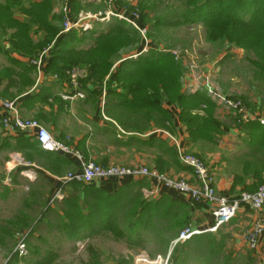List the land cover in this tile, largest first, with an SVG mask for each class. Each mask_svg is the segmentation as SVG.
Masks as SVG:
<instances>
[{
  "label": "crops",
  "instance_id": "obj_1",
  "mask_svg": "<svg viewBox=\"0 0 264 264\" xmlns=\"http://www.w3.org/2000/svg\"><path fill=\"white\" fill-rule=\"evenodd\" d=\"M4 1L0 0V4L3 5ZM19 1L22 3V7L27 8L30 2L34 0ZM137 1L133 0L131 4L135 6ZM64 6L71 11L74 8L73 0H64ZM11 12V18L17 23H22L24 18L19 10L13 9ZM71 16L69 15V17ZM0 22V96L15 101L23 119L38 122L53 139L69 145L83 157L84 161H91L102 167L134 168L144 166L156 169L158 173L163 175L166 173L170 178L184 177V179L190 180L191 183L197 184L192 172L183 167L176 158L171 141V139H175L183 146L185 152L189 151L205 157L206 162H203L214 177V190L218 196L235 198L243 192H254L264 183L262 182L264 181L262 168L264 158L261 154L254 153L253 155H258L261 159L258 163L260 166L254 165L256 163L250 158L252 154L248 151L250 149L249 141H247V135L244 133L237 132L236 129L227 132L224 151L226 152L225 155L229 153V156H226L220 164V159L217 160L219 157L217 154L219 152L218 148L216 151H205V149H208L204 144L206 139L195 138L190 140L189 135L185 133L186 131H183L179 122L178 107L165 98L161 100V106L167 111L170 123H164L165 126L154 128L151 127L150 122L147 121L144 115H136L120 108L119 104L124 101V97L112 93L108 94L104 82L101 84L90 81L81 84L80 80L78 89L81 91L83 98L72 97L73 99H71L75 90L70 83V86L55 83L46 76H39L37 70L34 69L35 72H32V70L25 68L24 63L33 65L34 60L29 59L22 52L17 54L16 50L14 51L11 48L10 38L16 30L12 27L4 28L2 27L3 22ZM38 36L40 34L36 32L31 33L30 39L32 42L37 43L39 41ZM76 69L84 72L83 78L87 76V69ZM42 71L40 69L41 73ZM108 77L106 76L104 81ZM185 78H187V82L192 81L189 76ZM30 79L34 81V84L23 87L27 82L26 80ZM118 88L117 84L111 86L112 90H120ZM182 90L183 92L186 90L183 83ZM257 91L264 92V89L258 87ZM245 99L249 113L258 119L264 120V93L262 98L256 94L255 97L246 95ZM217 113L216 110L214 117H217ZM217 122L219 121L217 120ZM31 137L27 134H8L0 126V264H35L34 250L40 247L39 244L36 245L35 243L27 245L28 255L22 261L23 263L14 259L15 236L17 233H22L24 218L35 217L36 220V218L43 215L47 219L43 229H47L46 233L50 236L56 235V237H52V240L43 239L44 244H48V246H51L53 240L55 243L63 242L71 245L73 242L75 244L77 241H83L89 234L98 235L105 232L110 235L113 232L117 234L118 224H113V221L118 218L119 203L123 200L120 199L119 192L130 189L133 186L132 183L138 182L115 178L96 180L91 185H86L90 193L84 195L81 190L74 192V188L71 187L70 183L62 185L58 179L75 171L78 162L69 156L51 155L40 151ZM215 143L221 149V142ZM167 153H169V156ZM17 155L24 162L35 166L36 174L33 182L21 177L22 170H27L25 167L12 170L11 173L7 174V165H20L13 160V157ZM17 170H21L20 175ZM8 179L10 184L6 185L4 181ZM144 181L148 182L150 186L151 184L152 186H160V194L155 201H160L164 215L170 206L171 215L174 214V224L172 223L170 227L171 231L167 229V238L164 241L167 244L169 243L170 246H165L163 250L157 251L154 258H151L152 260L157 257L164 259L168 255L171 256L174 248V245L172 246L173 238L177 237L178 233L186 228L201 231L200 234L204 235L208 233L210 235H205L208 239L209 237L212 239V236L214 237L216 234L220 238L222 237L220 229L228 228L235 220L246 221L240 224V226H245L251 224L256 218L255 213H249V211L241 209L237 217L227 226L219 227L214 232H207L212 228L214 221L209 205L205 203L204 205H192L185 196L166 189L151 180ZM43 184L49 185H46L50 189L49 195L39 193L37 195L40 196V199H35L32 193L24 194V192L30 191L31 187L38 188ZM140 191L143 192L144 189H140ZM57 193L62 194L61 199H55ZM84 200H87L88 204L95 203V206L102 209H105L108 202H110L109 211L106 212L110 214L111 218L109 228L96 226L98 229L95 227L89 230L90 227L88 229V227L83 226L86 229L80 227L76 230L70 225V218L74 217L76 219L77 212L80 215L85 214ZM183 205L187 209L189 225L177 227V219L182 217L179 214L177 217V209L181 210ZM246 212L249 215H245ZM125 217L128 219L127 214H125ZM163 221L168 223L166 219H163ZM168 224L170 225L171 222ZM168 224L163 223L166 226H169ZM39 230L41 229H38L36 236H39ZM29 235L34 236V233L30 232ZM263 242L264 235L260 239L258 252ZM242 245L246 248L245 244ZM257 251L254 253H257ZM141 256L150 260L145 254L139 257Z\"/></svg>",
  "mask_w": 264,
  "mask_h": 264
},
{
  "label": "trees",
  "instance_id": "obj_2",
  "mask_svg": "<svg viewBox=\"0 0 264 264\" xmlns=\"http://www.w3.org/2000/svg\"><path fill=\"white\" fill-rule=\"evenodd\" d=\"M121 1L123 0H118V4L129 10L127 16L131 15L133 9L138 5L141 13L140 23L137 22V24L141 26V28L145 27L146 25L144 23L146 17L142 15V7L138 4L139 1L136 2L135 6L132 4L127 6L123 5L124 3ZM4 2L3 5L0 4V21H2L3 24L5 23V25L2 24V27H12L16 30L10 38L11 48H13L14 51L16 50L17 54L22 52L24 55H27L29 59L34 61L37 60L40 52L49 48L47 60L40 76H46L55 83H63L70 86V79L67 72L76 68H85L87 69V76L80 79L81 84L90 81L93 83L99 82L101 84L104 82V87H106V90L108 89V94L112 93L124 97V101L119 104L120 108L133 112L136 115H144L153 127H161L165 126L163 125L164 123H170V117L167 111L161 106V100L165 98L168 102L176 104L178 107L179 122L187 128L190 140L195 138L209 140L210 138H208V136H210V133H213V131L217 132L220 129L221 125L216 119H214L216 109L213 104L214 102L212 103L204 92L197 93V95H186L183 92L182 77L185 75L182 67V53L177 57L168 52L157 51L151 46V42L140 37V34L135 28L118 20H114V23H110L107 27L99 25L98 28L92 29V31H90L92 36L98 34L97 37H95V35L94 38H92V40L95 41V44L91 43L87 49H80L84 45L85 36L89 35H78L75 32L62 33V29L59 30L58 27H56V24L58 25V22L61 19L64 20L65 17L62 13L57 15V17L52 14V0H34L30 2L27 8L22 7V3L19 0H5ZM115 3L117 2L115 1ZM74 6H77V3H74ZM13 9H18L22 14L24 18L22 23H17L11 18V10ZM73 10L77 12L75 8H72V11ZM69 15L71 14H69L68 8V17ZM71 17L69 18L71 19ZM171 17V21L178 20L177 16ZM180 18L181 20H179L178 23H181L183 26H201V28L204 29V41L206 40L208 43L224 44L230 48L241 50L246 55L252 56V59L254 58V60L250 58L248 59V62L255 68L257 81L264 89V0H186L185 4L182 6V15ZM72 19L75 18L72 17ZM153 22L156 23V25H164L166 20L160 19L158 23L157 20ZM167 24L168 23H166V25ZM124 27L128 28V33L131 32L132 36L129 34L127 36L124 35L122 30ZM39 31H42V38L37 43L32 42L30 34L35 32L39 33ZM146 35L149 37V32ZM113 38H118L119 42H122L123 44L127 41L125 44L132 42L133 46L137 47L145 45L146 47H149V49L146 54L138 55V59L130 63L131 66L124 67V65L120 63L118 67L115 66L116 70L113 68V65L104 67L101 58L97 56V54H99L100 51L103 52V44L101 42H104V39L107 41ZM110 50L112 52L114 48L111 47ZM23 65L26 66L25 68L32 70V72L36 71L34 65L26 63ZM110 71L111 74L109 75ZM108 75L109 77L104 81L105 77ZM26 81L27 82L23 87L32 86V84H34V81L31 79ZM113 84H117L120 90H112L111 86ZM125 84L126 86L123 87ZM74 92L76 93V91ZM241 99L244 103L246 102L245 99ZM8 100L11 99L8 98ZM202 105L205 107H201ZM198 110L204 111V116H200L198 114L199 112H197ZM0 111L1 116H3L5 112L1 109ZM207 115L208 117H206ZM0 126L3 129L1 121ZM236 128L238 129L237 132L247 135V141H249L248 144L250 146H248L250 148L248 151H250V153L261 154L264 158V126L258 123H249L242 126L236 124ZM4 131L8 134L31 135L29 133L18 131L13 133L8 130ZM226 133L227 131H225V134ZM31 138L35 141L33 136ZM34 144L40 151H42L36 141ZM46 154L58 155L54 153ZM167 155L169 156V153H167ZM125 180H135L139 182L147 179L127 178ZM70 184L71 187L74 188V192L81 190L84 195L90 193V190L87 189L88 186L84 184ZM119 196L120 199H122L124 192H119ZM188 200L195 206L204 205V203H193L190 199ZM84 204L86 207L85 214L80 215L79 212H77L76 219L71 217L69 220L70 225L74 229L78 230L80 227L83 228V226L88 227V229L90 227L89 230L94 229L96 226L105 228L110 227V214L106 213L109 211L110 202H108L105 209L97 206L91 207V205L87 203V200H84ZM93 204L95 205V203ZM121 205L120 202L119 206ZM181 211L182 217L181 220L177 219L178 222L176 226L186 227L189 225V219L185 205L181 207ZM246 211L248 210L246 209ZM171 212L170 206L164 215V210L161 209L160 201L146 203L138 202L132 207V210L128 211L129 226L127 231L134 238L141 239L143 233L148 232L153 228L155 221H163V219H166V222L168 223L171 222L170 225L166 223L169 225V231H171L170 227L172 223L174 224V214L171 215ZM42 218L44 217H41L40 219ZM121 237L122 236H120V238ZM205 238L208 239L204 234L194 235L189 241L193 239L202 240ZM208 240L210 247L207 250V253L210 255L221 254L222 246L224 245V243L221 242L223 239L221 238V240H219L218 238L216 240L212 236V239L209 237ZM28 241L29 239L27 237L26 245L29 244ZM174 248L170 256L172 263L183 264L184 259L178 262L176 256L173 255ZM39 249L40 248H36L34 250L35 255H37ZM90 251L92 252L93 257H95L94 253L96 252L93 249H90ZM43 254L45 255L39 257L40 260L37 262L35 261V264H52L57 257L55 251H49L47 249H45ZM230 255L232 254L230 253ZM229 257L225 258L226 262L224 264H230ZM14 259L19 261L16 257H14ZM91 263L92 262L88 264ZM123 263V261H116L114 264ZM93 264H96V262L94 261ZM245 264L252 263L249 261Z\"/></svg>",
  "mask_w": 264,
  "mask_h": 264
},
{
  "label": "rangeland",
  "instance_id": "obj_3",
  "mask_svg": "<svg viewBox=\"0 0 264 264\" xmlns=\"http://www.w3.org/2000/svg\"><path fill=\"white\" fill-rule=\"evenodd\" d=\"M115 1L117 3H115ZM132 1L133 0H123L121 2L124 3L123 5L127 6L130 5ZM138 1V4L142 7V15L146 17L144 23L146 26L143 28L137 24V22L140 23L141 13L138 5L133 9V12L128 17L127 14L129 10L120 6L118 4V0H114V3H111V0H73L74 3H77V6H74L77 12L71 10L69 13H71V15L76 20H83V22H85L84 20L87 19V22L90 24V29L83 31L81 29H76L69 32H75L78 35H89L85 36L84 45L82 48H80L87 49L91 43L95 44V41L92 40V38H94L96 34L92 36V33L90 32L92 29L98 28L99 25L107 27L110 25V23L113 24L114 20H118L120 22L122 21L131 26L120 18H126L131 23H134L133 20H135L134 24L137 28H139L140 32L138 31V33L140 34V37L144 35V40L146 39L147 41L151 42V46L157 51L165 53L168 52L171 55L175 54L177 57L180 56V53L183 54L182 67L184 69V77L189 76L192 80L191 82H187V78L182 77V83L186 88L184 91L186 95H197V93H202L204 92L202 87L203 85H206L213 91L212 93L216 95L213 96L214 98L218 100L219 98H225L229 101H240L245 107L247 106V103H244L241 98L245 99L246 95L255 97L257 94L262 98L264 92L257 91L258 87L262 89V85L257 81V73H255V68L251 63L248 62V59H252V56L246 55L241 50L230 48L224 44L208 43L206 40L204 41V29H202L199 25L183 26L181 23H178V21L181 20L180 17L182 15V6L185 4L186 0ZM52 5L53 15L57 17V15H60L61 13L63 14L62 9L64 7V0H52ZM171 16H177L178 20L171 21ZM160 19L166 20L164 25H156V23L153 22L157 20L158 23ZM166 23L168 24L166 25ZM62 24L63 19L58 22V25L56 24V27H58L60 30L62 29ZM124 28H122L124 35L127 36L129 34L132 36L131 32L128 33V28ZM148 32L149 37L146 35ZM38 34H40V36H38L40 40L42 38V31H39ZM97 35L95 37H97ZM101 43L103 44V52L100 51L97 56L101 58L102 65H104V67L109 65L118 67L120 63L124 65V67L131 66L130 63L138 59L137 55L140 56L146 54L149 49V47H146L145 45L137 47L133 46L132 42L129 44H123L122 42H119L118 38H113L107 41L104 39V42ZM111 47L114 48L112 52L110 50ZM46 50L47 49H44L42 52H40V54ZM252 60H254V58ZM116 67H114L115 70ZM111 71L109 75L111 74ZM124 86H126V84L123 85V87ZM217 96L219 98H217ZM103 97L105 101V94ZM208 99L211 100L212 103L214 102L213 104L216 108L215 112L216 110L218 111L217 117H214V119L219 121L221 127L219 129L220 131H213V133H210V136H208L210 139H206V141H204L205 146L208 148L205 149V151H216L218 148L219 152L217 154L219 157L217 160L220 159L219 163L221 164L223 159L226 158V156H229V153L225 155L226 152L224 151V147L226 145L225 136L227 134H225V131L228 132L231 129L238 130L236 128V113L231 108L220 106L221 104L219 105L217 101L213 100L212 98L208 97ZM201 107L205 106L202 105ZM197 112H199L198 114L200 116H204V111L198 110ZM206 117H208V115ZM151 127L154 128L153 125H151ZM182 129L188 134L185 125H182ZM199 139L203 140L201 138ZM215 142H221V149ZM181 148L184 150L182 145ZM186 153L198 157L202 162H206L204 160L205 157H201L200 155L189 151ZM251 154L252 156L249 157L252 158L254 163H256L254 165L260 166L258 163H260L261 159L258 157V155H253L254 153L252 152ZM14 162L24 167L22 163L17 161ZM204 162L203 164L207 168V165H205ZM262 168L264 173V165H262ZM154 170L156 171V169ZM20 171L21 170H18V174ZM25 172L26 171L22 170L21 177L27 179L22 175ZM209 173L212 175L210 171ZM163 176L172 181H185L191 185H196L191 183L190 180L184 179V177L170 178L166 175V173ZM4 183L6 185L10 184L9 179L4 181ZM132 184V189L130 188V190L128 189L124 191V196L128 193L129 194L125 197L123 196V200L121 202L122 205L119 207L118 218L113 221V224H118L117 234L114 232L112 235H110L108 232L100 233L98 235L89 234L87 235V238H84L83 241H77L75 244L73 242L71 245L63 242L55 243L53 240L50 244L51 246H48V244H44L43 239L47 238L52 240V237H56V235L50 236L46 233L47 229H43L47 219H40L41 217H44L43 215L36 218V220L35 217L24 218L22 235H27L29 243H35L36 245L39 244L40 246V250L38 251L37 255L33 256L35 261L37 262L40 260L39 257H43L45 255L43 252L45 249H47L49 251H55L57 254V257L52 264H88L90 262L93 264L94 261L96 264H114L116 261H123V264H135L136 259L140 255L145 254L150 258V260H152L151 258H154V255L157 251L163 250L165 246H170L168 245L169 243L167 244V242H164L167 238V229L169 228V226L163 225V223L166 224L165 221H155L153 228L148 232L143 233L141 239L134 238L127 231L129 226V218L127 219L125 214L128 215V211L132 210V207H134L136 203L153 202L160 194V186L158 185L152 186L151 184L150 186V184L146 181L134 182ZM46 185L43 184L38 188L31 187V192H24V194L28 195L32 193L35 199H40V196L37 194L41 193L44 195H49L50 193V189H48ZM140 189H144V191L141 192ZM90 205L91 207L95 206L93 203ZM177 213L179 216H181L182 211L177 209ZM249 213L246 212L245 215H249ZM179 219L181 220V217ZM241 222L246 221L235 220L228 228H222L223 230L220 229L222 237H220L219 240L222 238L223 240L221 242H223L224 245L222 246V252L219 255H210L207 253L210 243L206 238L202 240L193 239L191 241H187L186 243L178 244L177 246L175 245L173 255L176 256V260L178 259V262L184 259L183 264H224L226 262L225 258L229 257L230 253L232 254L228 258L230 260V264H245L249 261H251L252 264H264V242L260 247V251H257V253L249 251L247 245L246 247L248 249L245 248L242 245L245 242L243 236L251 229L252 223L249 225L240 226ZM38 229H41L39 230L40 234L39 236H36ZM30 232L32 234L34 233V236L28 235ZM180 233L181 231L178 233V235ZM205 235L210 234L207 233ZM120 236L122 237L120 238ZM177 237L173 238L174 241L177 239ZM214 238L217 240L218 235H214ZM16 244L13 250L14 257L22 262L27 256L19 257L18 254H15ZM90 249H93L96 252L94 253L95 257H93ZM137 264L144 263L138 262Z\"/></svg>",
  "mask_w": 264,
  "mask_h": 264
},
{
  "label": "built area",
  "instance_id": "obj_4",
  "mask_svg": "<svg viewBox=\"0 0 264 264\" xmlns=\"http://www.w3.org/2000/svg\"><path fill=\"white\" fill-rule=\"evenodd\" d=\"M111 3H114V0H111ZM62 12L65 17L62 24V33L76 29H81L82 31L90 29V24L87 22V19H85V22H83V20L69 18L68 7L64 6ZM120 19L127 22L133 28L139 31V28H137L134 24L135 20H133L134 23H131L126 18ZM142 37L144 38V35H142ZM48 52L49 49L41 53L37 60L33 62V65L35 66L39 76L41 74L40 69L42 71L47 60ZM67 75L69 76L71 85L76 91V93L71 96V99L83 98L82 93L77 89L80 79L84 77V72L80 69H72L70 72H67ZM202 90L207 94L208 97L217 101L219 105L221 104L220 106L231 108L236 113L237 125L242 126L246 123L257 122L258 124L264 126V120L258 119L250 114L242 102L229 101L225 98H219L217 96V98H219L218 100L213 97L216 95H214L212 93L213 91L206 85H203ZM0 109L5 112V114L0 118L4 130H8L12 133L16 131L29 133L34 137L42 151L46 153L69 156L78 162L75 171H72L58 179L62 185H67L72 182L89 185L96 180H106L112 178L151 180L166 189L172 190L187 197L193 203H207L214 219L212 228L207 230V232H214L219 227L227 226L233 219L237 217L241 209L246 208L249 212L255 213L256 218L252 222L251 229L243 236V239L245 240L244 244L248 246L249 249L247 247L246 248L249 251H257V248L260 244V239L264 235V183L260 185L254 193H241L236 198L218 196L214 190L213 175L209 173L208 169L198 157L187 154L175 139H171L174 153L178 158L179 163L183 167L191 170L193 176L196 179V185H191L185 181L177 182L169 180L158 173V171L144 166H138L134 168L120 166H98L94 162L84 161L83 157L77 151L73 150L69 145L53 139V137L43 127H41L38 122L22 119L15 101L4 99L0 96ZM13 160L22 163L23 166L27 168V170H25L26 172L22 175L27 178V180L34 181L36 174L35 166L28 162H24L18 155L14 156ZM7 167L8 174L11 173L12 170L18 168L22 169L21 165H7ZM61 198L62 194L57 193L55 199ZM200 233L202 232L186 228L181 231L177 239L172 242V246H175L178 243H183L189 240L192 236L199 235ZM15 238L17 241L15 254H18L19 257L27 256V235L25 234V236H23L22 233H17ZM138 262L144 264H172L169 255L164 259L157 257L154 260H148L141 256L136 260V264Z\"/></svg>",
  "mask_w": 264,
  "mask_h": 264
}]
</instances>
